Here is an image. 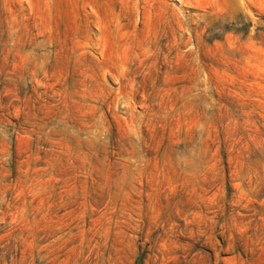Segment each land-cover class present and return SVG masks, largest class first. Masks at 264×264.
<instances>
[{
    "label": "rangeland",
    "instance_id": "374dc122",
    "mask_svg": "<svg viewBox=\"0 0 264 264\" xmlns=\"http://www.w3.org/2000/svg\"><path fill=\"white\" fill-rule=\"evenodd\" d=\"M0 264H264V0H0Z\"/></svg>",
    "mask_w": 264,
    "mask_h": 264
}]
</instances>
